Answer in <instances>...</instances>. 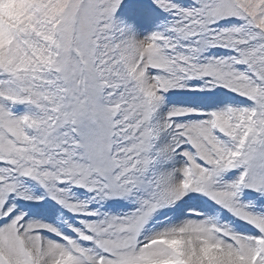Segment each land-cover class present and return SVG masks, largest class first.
<instances>
[{"label":"snow or ice","instance_id":"6c2138e0","mask_svg":"<svg viewBox=\"0 0 264 264\" xmlns=\"http://www.w3.org/2000/svg\"><path fill=\"white\" fill-rule=\"evenodd\" d=\"M0 264H264V0H0Z\"/></svg>","mask_w":264,"mask_h":264}]
</instances>
